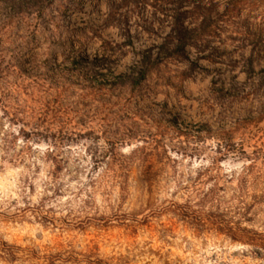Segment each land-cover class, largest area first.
Returning <instances> with one entry per match:
<instances>
[{"label":"rangeland","instance_id":"374dc122","mask_svg":"<svg viewBox=\"0 0 264 264\" xmlns=\"http://www.w3.org/2000/svg\"><path fill=\"white\" fill-rule=\"evenodd\" d=\"M195 1L210 4L183 0L182 9H191ZM227 1L214 0L206 14H221ZM252 1L254 8L240 12V31L218 29L202 41V51L199 43L186 41L142 80L119 82L114 95L104 93L102 98L116 102L124 92L113 121L105 126L91 119L93 109L81 98L98 69L94 59L99 58L107 77L134 75L145 52L156 56L178 41L169 36L170 7L155 11L153 0L148 6L142 0H52L36 12L23 0H0L3 84L12 101L41 97L46 103L60 95L70 112L52 125L67 138L58 145L33 142L37 149L23 162H11L0 142V258L11 264H264L248 246L215 231L194 233L164 211L170 201L194 195L195 187L180 189L181 182L188 186L199 166L216 155L211 139L200 157L183 155L178 150L183 137L161 133L169 124L166 118L217 126L221 115L232 122L255 110L262 97L263 91L250 103H234L226 91L239 87L246 92L264 84V0ZM2 123L9 125L6 119ZM259 135L264 141V133ZM114 137L123 138L117 143L121 160L137 147L149 152L153 137L156 156L132 159L117 181L107 170L108 159L95 164ZM48 148L54 149L55 159L43 154ZM241 164L229 157L221 162L220 173ZM149 175L150 185L143 181ZM219 185H226L224 177ZM166 227L171 232L164 233Z\"/></svg>","mask_w":264,"mask_h":264},{"label":"trees","instance_id":"16d2710c","mask_svg":"<svg viewBox=\"0 0 264 264\" xmlns=\"http://www.w3.org/2000/svg\"><path fill=\"white\" fill-rule=\"evenodd\" d=\"M23 1L28 4L30 9L37 12L44 10L47 1L52 0ZM148 1L142 0L143 5L148 6ZM213 1L210 0V4L195 1L192 2L191 9L183 10V0H153L152 6L155 11L164 10L163 6L165 5L170 7L166 9L171 13L169 36L172 39L177 37L178 41L173 47L168 46L162 54L154 56L150 51L149 53L145 52L142 55L141 66L131 77L125 74L107 77L106 72L99 68V58H95L94 66H97L98 69L90 78L89 91L81 94L82 100H87L85 105L93 109L91 119H98L102 125L107 126L114 119L112 114H116L115 108L122 104L124 92L117 94L116 102L102 97L105 94L114 95L113 91L117 83L127 84L128 80L134 83L142 80L148 71L161 60L171 57L176 50L184 46L186 41L199 43L197 47L202 51L205 49L202 43L215 36L218 29L240 31L241 27L237 22L240 12L246 8H254L256 5L252 0H228L225 10L217 16H213L206 14L211 11ZM188 18L191 26L186 24ZM129 40L132 43L131 39ZM106 50L108 48H105ZM3 63L4 58L0 55V142L2 150L6 151L11 162H23L28 153L37 149L33 146V142L45 141L48 143L53 141L55 145H58L62 143L60 141L67 138L62 130L53 131L52 125L70 112L63 108L60 95H56L54 100L46 103H42L41 97L37 101L32 98L30 100L32 102L25 100L20 103L19 99L13 102L12 92L7 90L8 88L3 84L6 69ZM133 88H130V94L134 91ZM226 91L232 96L231 99L234 103L242 104L250 103L257 99L262 91L263 93L255 110H250L248 114L239 116L232 122H226L224 116L221 115L217 126L187 125L179 122L175 116L166 118L169 124L166 130L161 133L172 132V135L177 138L183 137L178 148L183 155L200 157L208 139L213 141L212 150L216 155L207 164L199 166L195 173L196 177L188 180V186L184 185V181L181 182L180 189L195 187L194 195H189L183 202L170 201L164 211L184 222L193 229L194 233L204 234L215 231L224 234L229 240L248 246L255 257L264 260V141L259 135L260 132L264 133V129L261 127V123L264 122V84L261 82L246 92H242L239 87L228 88ZM97 101L99 104L95 105ZM32 103L39 105L34 106L35 104ZM227 103L228 100L225 99L222 105L226 107ZM118 110L120 111V108ZM4 119L9 121L8 126L3 125ZM62 122L63 125L67 124V120H62ZM13 126L19 127V129L17 130ZM19 136L22 137L21 141L18 139ZM108 139H110L109 147L104 150L102 156L96 158L95 164L98 165L103 159H108L107 170L117 181L123 179L129 170L128 167L132 159L138 158L147 161L148 158L156 156L158 148L156 137L152 138V143L154 142L155 146L149 147V152L146 147H137L127 160H121L117 152V143L123 138ZM18 144H22L23 147L12 152V148ZM248 148L251 150L249 151ZM43 154L48 158H56L54 149L49 150L48 148V151ZM229 157L242 161V164L240 167L231 168L221 174V162ZM169 160L176 162L177 159L169 158ZM179 174L177 172V175ZM150 177L149 175V181L148 178L143 179L146 184L149 183L148 185H150ZM223 177L226 185L221 186L219 180ZM209 182L210 186L204 189L203 185ZM121 183L126 184L125 181H121ZM227 191L231 193L228 197L223 195ZM169 224L173 226V221L169 220ZM255 224L257 225L255 226ZM171 229V227H166L163 231L168 233L171 232Z\"/></svg>","mask_w":264,"mask_h":264},{"label":"clouds","instance_id":"9594fccd","mask_svg":"<svg viewBox=\"0 0 264 264\" xmlns=\"http://www.w3.org/2000/svg\"><path fill=\"white\" fill-rule=\"evenodd\" d=\"M0 264H11L7 258H0Z\"/></svg>","mask_w":264,"mask_h":264}]
</instances>
